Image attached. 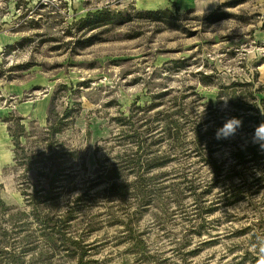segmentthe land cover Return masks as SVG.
<instances>
[{
  "label": "rangeland",
  "instance_id": "rangeland-1",
  "mask_svg": "<svg viewBox=\"0 0 264 264\" xmlns=\"http://www.w3.org/2000/svg\"><path fill=\"white\" fill-rule=\"evenodd\" d=\"M155 1L0 0V264H264V0Z\"/></svg>",
  "mask_w": 264,
  "mask_h": 264
},
{
  "label": "trees",
  "instance_id": "trees-1",
  "mask_svg": "<svg viewBox=\"0 0 264 264\" xmlns=\"http://www.w3.org/2000/svg\"><path fill=\"white\" fill-rule=\"evenodd\" d=\"M170 10H165V11H159V12H150L148 13L149 16H158V15H167L169 14ZM121 12H115L110 10L108 7L103 8L100 11L94 12V13H90L88 15L87 18L82 19L81 21H79L78 24H80V27H82L83 29H97L99 27L102 26H106L108 24H110L112 21H114V19L118 16H120ZM246 85H250V84H246ZM234 86H238V84H234ZM241 86V85H240ZM242 121V126L239 128H243L244 125L250 120V119H240ZM263 121L258 122V124H260ZM238 129V130H239ZM51 133L55 134V133H60V129H56L54 127L50 128ZM252 151V159L258 161L259 159H263L264 155L259 154L257 151H255V148H251ZM246 159V157H244V152H239L236 155V161L240 164L245 163L244 160ZM219 167L215 166L214 167V177L216 180V178L219 176ZM4 203L0 200V206H3Z\"/></svg>",
  "mask_w": 264,
  "mask_h": 264
},
{
  "label": "clouds",
  "instance_id": "clouds-1",
  "mask_svg": "<svg viewBox=\"0 0 264 264\" xmlns=\"http://www.w3.org/2000/svg\"><path fill=\"white\" fill-rule=\"evenodd\" d=\"M223 107L227 108V101H224ZM242 126V121L236 117L226 119L223 126L216 130L215 136L217 140L229 139L237 134L238 129ZM206 130V129H205ZM251 142L259 145L264 151V122H261L254 130L251 136Z\"/></svg>",
  "mask_w": 264,
  "mask_h": 264
},
{
  "label": "bare ground",
  "instance_id": "bare-ground-1",
  "mask_svg": "<svg viewBox=\"0 0 264 264\" xmlns=\"http://www.w3.org/2000/svg\"><path fill=\"white\" fill-rule=\"evenodd\" d=\"M167 2L166 0H157V2H155L154 5H150V8H162L164 6H166ZM6 159L3 163H9L11 162L12 159V152L10 149H6Z\"/></svg>",
  "mask_w": 264,
  "mask_h": 264
},
{
  "label": "crops",
  "instance_id": "crops-1",
  "mask_svg": "<svg viewBox=\"0 0 264 264\" xmlns=\"http://www.w3.org/2000/svg\"><path fill=\"white\" fill-rule=\"evenodd\" d=\"M155 2H157V0H156ZM166 2H168V1L166 0ZM185 2H186V1H185ZM187 2H188V1H187ZM189 3H190V5H189ZM189 3H187V6H194L191 0H190ZM0 114H1V113H0ZM0 159H1V156H0ZM0 166H2V162H0Z\"/></svg>",
  "mask_w": 264,
  "mask_h": 264
}]
</instances>
